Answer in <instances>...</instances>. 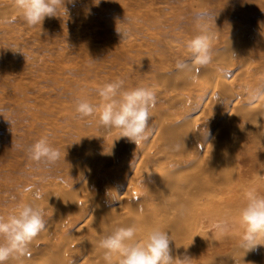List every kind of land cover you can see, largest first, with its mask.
Listing matches in <instances>:
<instances>
[{
    "label": "rangeland",
    "instance_id": "374dc122",
    "mask_svg": "<svg viewBox=\"0 0 264 264\" xmlns=\"http://www.w3.org/2000/svg\"><path fill=\"white\" fill-rule=\"evenodd\" d=\"M5 1L0 0V18H12L15 23L0 24V112L4 115H0V215L6 216L20 202H30L43 209L45 204L54 201L51 192L54 188L76 199L81 184L86 181L84 172L122 165L114 160L119 151L117 144L124 138L119 137V130L101 127L94 117L80 119L74 111L77 98L99 103L95 90L105 82L119 78L125 81V88H152L160 82L164 96L152 88L159 95L156 94L157 103L149 120L153 135L140 147L143 154H151L147 155L148 164L156 155L157 158L163 155L164 148L157 149L152 141L158 147L163 145L160 140L164 138L153 137L157 128L165 126L157 118L167 121V117L180 112L168 98L178 94L188 98L200 95L202 82L198 74L202 75L199 70L202 67L191 73L196 79L194 85L184 87L177 82L179 70L175 66L178 59L188 57L184 45L198 34L197 23H203L214 36L213 60L205 67L216 71L225 69L219 73L242 79L241 67L254 64L264 79V55L262 59L252 57V63L243 58V52H236V44L244 41L254 49H264V0H65L67 13L61 7L58 16L45 17L35 27L25 24ZM201 15L204 19L198 20ZM118 31L129 35L122 38ZM228 53L236 54L234 66L225 59ZM214 106L213 111H224L223 105L216 102ZM187 108L191 115L182 118V121L187 119L186 126L190 128L191 122V128L198 134L203 135L207 129L211 135L213 121L199 118L200 112L194 107L188 106L182 113H187ZM247 135L236 137L240 141L245 139L247 145L258 137V133ZM45 136L61 154L58 164L51 169L31 161L26 151ZM129 156L137 157L134 153L126 157ZM44 177L51 179L42 182ZM28 185H37L43 198L33 200L34 192L23 191ZM210 218L231 220L234 217L225 210L211 217L200 215L196 226L200 239L223 243V238H235L223 243L224 254L215 256L214 263L211 257L204 264H234L232 254L241 255L243 250L238 246L239 231L233 227L225 235H216L210 228ZM50 225L51 220H47L46 229L30 242L33 246L45 243Z\"/></svg>",
    "mask_w": 264,
    "mask_h": 264
},
{
    "label": "bare ground",
    "instance_id": "6f19581e",
    "mask_svg": "<svg viewBox=\"0 0 264 264\" xmlns=\"http://www.w3.org/2000/svg\"><path fill=\"white\" fill-rule=\"evenodd\" d=\"M5 2L12 7L11 0ZM237 50L243 52V58L250 59L252 63V57L262 59L264 55V49H254L251 44L247 46L245 41L236 44ZM235 56L226 54L227 63L234 66ZM244 61L243 64H246ZM253 65L241 67L244 72L242 79L231 78L214 68H199L202 73L198 74L202 82L200 95L195 94L191 98L181 94L171 99L166 97L171 105L178 107L179 114L170 115L167 121L155 116L162 124L165 123L163 127H154L156 136H153L155 139L164 138L160 140L163 145L158 147V143L152 139L157 149L161 146L164 148H160L163 155L158 158L156 155L148 164L147 155L151 154H143L142 146L124 137L123 141H126L117 144L119 151L114 155V160L122 163L120 167L117 165L119 168L103 167L84 172L86 181L81 184L76 199H70L66 191L52 189L54 201L43 207L45 220H51L47 240L36 246L30 243L28 255L20 261L12 260L11 264H106L103 250L97 247L101 234L114 225L132 224L141 229L138 238L151 228L169 232L172 240L169 247L171 253H175L171 254L173 259H182L187 255L192 259L191 264H204L212 257L214 263L215 256L224 254L226 247L223 248V243L235 237L223 238V243L200 239L196 231L200 215L211 217L217 211L225 210L235 217L245 202L247 189L254 187L264 195V79L262 71L258 70L260 68ZM195 68L198 69V66ZM191 73L179 70L177 82L184 87L193 86L196 79ZM159 83L151 87L160 95L164 89L162 91ZM216 102L223 105L224 111H213ZM188 106L199 111L202 120L213 121L214 129L207 140L191 128V122L189 128L186 126L187 119L182 121L184 116L191 115L187 112L188 108L187 113H182ZM157 113L160 115V112ZM256 132L258 137L255 136L254 143L250 145L245 144V139L240 141V137H236L237 134ZM176 144L179 148L173 150L172 146ZM124 153L126 156L134 153L137 157L132 159L130 155L128 158L123 156ZM247 167L251 170H247ZM156 187L158 190L154 191ZM115 192L119 195V201L109 202V197L115 196ZM181 207L186 209L184 215H180ZM258 243L264 244V240ZM232 260H236L234 264L248 261L264 264V245L251 251L243 249L241 255L232 254Z\"/></svg>",
    "mask_w": 264,
    "mask_h": 264
},
{
    "label": "clouds",
    "instance_id": "9594fccd",
    "mask_svg": "<svg viewBox=\"0 0 264 264\" xmlns=\"http://www.w3.org/2000/svg\"><path fill=\"white\" fill-rule=\"evenodd\" d=\"M72 2V0H69ZM12 7L19 13L25 24L31 27L41 25L45 17L58 16L61 7L65 8V0H11ZM99 3V2H98ZM204 19L201 15L198 20ZM15 20L8 17L0 18V24H12ZM198 34L186 41L184 47L188 57L176 61V69L191 73L194 66L205 67L212 63L213 48L211 41L214 36L203 23H197ZM119 32V31H118ZM126 38L128 32H119ZM225 72V69H217ZM195 78V77H193ZM125 81L116 79L98 86L96 95L99 103L93 104L87 99L77 98L74 111L78 118L94 117L101 127L108 130L118 129L119 137H125L137 146L147 142L152 129L149 120L152 109L157 103V95L147 86L124 87ZM6 111V109H5ZM3 115V112H0ZM4 116V115H3ZM10 122V121H9ZM205 140L209 133L203 132ZM177 150L179 145H173ZM28 158L37 165L51 169L60 160V151L49 143L47 136L40 138L27 150ZM51 177L42 178L46 182ZM61 182H64L61 178ZM24 192H34L33 200L42 199V193L37 185H28ZM116 193V192H115ZM119 195L109 197V202L119 201ZM245 202L237 210V215L231 220L211 219L210 228L216 235L222 236L233 227L239 231L238 246L245 251H251L264 240V195L256 188H249L244 193ZM186 209L181 207L180 215ZM45 211L33 203L20 202L8 214L0 215V264L10 260L20 261L28 255L30 242L46 229ZM136 224L124 226L114 225L102 233L97 241V247L102 251L106 264H191L187 255L173 259L169 247V232L159 228H151L143 232ZM213 233V232H212Z\"/></svg>",
    "mask_w": 264,
    "mask_h": 264
}]
</instances>
